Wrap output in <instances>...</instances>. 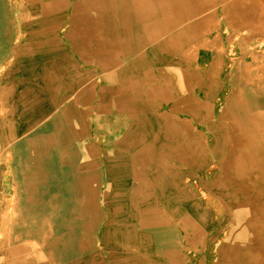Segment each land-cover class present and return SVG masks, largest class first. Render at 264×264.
I'll return each instance as SVG.
<instances>
[{
    "label": "bare ground",
    "instance_id": "1",
    "mask_svg": "<svg viewBox=\"0 0 264 264\" xmlns=\"http://www.w3.org/2000/svg\"><path fill=\"white\" fill-rule=\"evenodd\" d=\"M0 264H264V0H0Z\"/></svg>",
    "mask_w": 264,
    "mask_h": 264
}]
</instances>
